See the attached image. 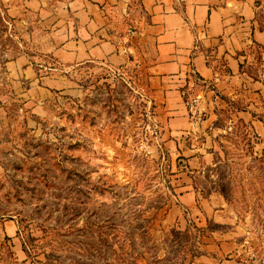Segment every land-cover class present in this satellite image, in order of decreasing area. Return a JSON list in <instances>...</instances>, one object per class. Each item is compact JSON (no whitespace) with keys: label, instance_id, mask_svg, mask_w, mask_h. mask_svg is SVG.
<instances>
[{"label":"rangeland","instance_id":"1","mask_svg":"<svg viewBox=\"0 0 264 264\" xmlns=\"http://www.w3.org/2000/svg\"><path fill=\"white\" fill-rule=\"evenodd\" d=\"M14 30L0 10V62L21 46ZM54 62L37 61L39 72ZM61 69L72 87L33 124L23 105L3 104L0 264H192L211 232L228 227L243 237L242 264L260 258L264 138L221 112L216 127L189 135L204 146L192 168L166 145L139 60ZM188 186L192 205L180 198Z\"/></svg>","mask_w":264,"mask_h":264},{"label":"crops","instance_id":"2","mask_svg":"<svg viewBox=\"0 0 264 264\" xmlns=\"http://www.w3.org/2000/svg\"><path fill=\"white\" fill-rule=\"evenodd\" d=\"M0 10L21 38L0 62V124L5 101L36 122L73 85L62 66L139 60L166 145L188 153L190 167L201 166L204 146L189 135L216 127L221 112L264 138V0H0ZM47 57L54 66L41 74ZM188 83L201 94L198 116L181 92ZM180 198L192 205L197 196L188 186ZM243 245L237 228L215 229L192 264H242ZM259 256L253 264H264V248Z\"/></svg>","mask_w":264,"mask_h":264},{"label":"built area","instance_id":"3","mask_svg":"<svg viewBox=\"0 0 264 264\" xmlns=\"http://www.w3.org/2000/svg\"><path fill=\"white\" fill-rule=\"evenodd\" d=\"M193 85H194V83H190V86H188V87L184 86L181 89V92H182L183 96L185 97V104L192 109H194L198 106V103L201 99V94L196 93V91L193 90V87H192Z\"/></svg>","mask_w":264,"mask_h":264}]
</instances>
